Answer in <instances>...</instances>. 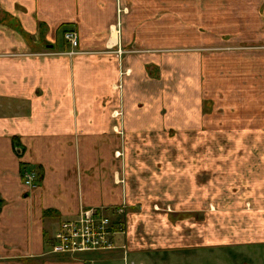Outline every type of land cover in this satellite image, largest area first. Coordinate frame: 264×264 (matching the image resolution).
I'll use <instances>...</instances> for the list:
<instances>
[{"label":"crops","instance_id":"crops-1","mask_svg":"<svg viewBox=\"0 0 264 264\" xmlns=\"http://www.w3.org/2000/svg\"><path fill=\"white\" fill-rule=\"evenodd\" d=\"M260 3L0 0V264H149L166 253L174 264H204L215 249L233 264H258L264 124L253 110L217 116L204 107L209 66L186 47L216 37L191 39L197 25L220 31L213 19L227 23L223 32L254 26ZM71 28L75 50L63 39ZM253 32L244 36H264ZM178 134L184 141H171ZM147 148L158 156L145 159ZM133 176L167 209L131 205L112 249L51 251L57 225L80 208L116 217L131 204Z\"/></svg>","mask_w":264,"mask_h":264},{"label":"rangeland","instance_id":"rangeland-1","mask_svg":"<svg viewBox=\"0 0 264 264\" xmlns=\"http://www.w3.org/2000/svg\"><path fill=\"white\" fill-rule=\"evenodd\" d=\"M263 1V0H262ZM261 3L259 4V13H261L260 19L254 22V26L252 22L245 21L241 28L243 29L242 33H233L224 31L226 30L225 25L227 24L223 19H219L218 21L212 20L215 22L214 24H219L220 31L213 30L211 32L209 29L197 25L196 28L199 29V32H195L191 35V39L193 41H200L202 40L199 36L195 35H202L206 36L208 34H214L216 37H206V42L201 43L197 46H187L186 48H193L199 50L202 56L207 61L208 67V77L207 81L204 82L203 85V97H204V107L209 109V111H214L217 116L224 115L226 110L228 109L231 112H235L239 110L243 115H247L250 110L256 111L258 114L256 122L264 124V36L259 37H252V36H244L247 32V29L254 27V32H258L259 35H263L264 33V6L261 7ZM262 8V9H261ZM195 12V10L193 11ZM200 15L201 14H197ZM256 23V24H255ZM229 30V29H227ZM253 32V33H254ZM262 33V34H261ZM180 34V33H179ZM191 34V33H190ZM188 32L182 36V40L185 37L190 35ZM183 46V49H186ZM213 113V112H211ZM223 120L230 122L233 118H223L218 119L219 123H222ZM241 122L249 123L250 119L243 116L240 118ZM258 141L264 140V134L257 136ZM171 141L182 142L184 141V136L178 134L177 136H170ZM211 140H215L214 138H210ZM144 141V139H141ZM156 141V139L154 140ZM152 141V142H154ZM138 151L137 149L134 151ZM114 156L119 157L121 160L124 157L126 158V154L123 152L122 149L115 151ZM132 152V151H131ZM153 149H145L142 151L143 157L148 159L150 157H157L158 155L155 154L151 156L149 154L154 153ZM123 176V174H122ZM134 178L130 177V181H132V186L129 184V192L130 199L132 203L124 208L123 213L115 216H110L111 220L115 222L119 220L122 225V219L124 214L128 211L127 209L131 208L133 205L137 208L134 209H141L138 208L139 206L150 205V206H158L161 209H167V201L161 199V202H156L157 199L153 197V189L148 191L147 189L136 187V184L133 180H137V177L133 176ZM152 178L150 173H147L144 179ZM123 179V177H122ZM147 195H151V198H147ZM143 201V202H142ZM157 203V204H156ZM156 206V207H157ZM109 210L105 211L104 213H108ZM178 214L177 217H180ZM182 217V216H181ZM121 219V220H120ZM218 254L222 256H226V262L220 261L218 262L215 258ZM171 256L170 254L166 253L163 255L162 262H156L157 259L153 258L149 264H170L168 262V257ZM253 256V255H252ZM258 257V264H264V251L259 254ZM235 259L231 257L228 251L221 250L210 252V261L204 264H233ZM174 264V262H171ZM178 264H184V262L178 261ZM196 264H201L196 263Z\"/></svg>","mask_w":264,"mask_h":264},{"label":"built area","instance_id":"built-area-1","mask_svg":"<svg viewBox=\"0 0 264 264\" xmlns=\"http://www.w3.org/2000/svg\"><path fill=\"white\" fill-rule=\"evenodd\" d=\"M63 39L72 49H76L78 39L75 29H67ZM74 50L69 53H73ZM32 173L23 174V183L32 186ZM116 214L124 211V205L114 209ZM122 231L120 221L113 222L110 215L92 207H82L78 212L62 220L53 233L51 251L54 253H80L109 250L115 247L114 238Z\"/></svg>","mask_w":264,"mask_h":264},{"label":"trees","instance_id":"trees-1","mask_svg":"<svg viewBox=\"0 0 264 264\" xmlns=\"http://www.w3.org/2000/svg\"><path fill=\"white\" fill-rule=\"evenodd\" d=\"M1 201V200H0Z\"/></svg>","mask_w":264,"mask_h":264}]
</instances>
